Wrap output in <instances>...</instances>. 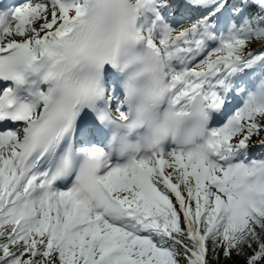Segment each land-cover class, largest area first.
<instances>
[{
    "label": "snow or ice",
    "instance_id": "1",
    "mask_svg": "<svg viewBox=\"0 0 264 264\" xmlns=\"http://www.w3.org/2000/svg\"><path fill=\"white\" fill-rule=\"evenodd\" d=\"M0 264H264V0H0Z\"/></svg>",
    "mask_w": 264,
    "mask_h": 264
},
{
    "label": "rangeland",
    "instance_id": "2",
    "mask_svg": "<svg viewBox=\"0 0 264 264\" xmlns=\"http://www.w3.org/2000/svg\"><path fill=\"white\" fill-rule=\"evenodd\" d=\"M259 151H260L259 149H256V152H257V153H259Z\"/></svg>",
    "mask_w": 264,
    "mask_h": 264
}]
</instances>
